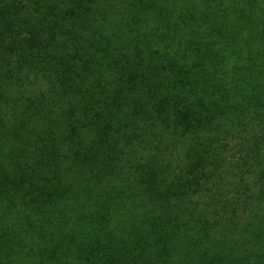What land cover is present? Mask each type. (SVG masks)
Segmentation results:
<instances>
[{
    "label": "trees",
    "instance_id": "trees-1",
    "mask_svg": "<svg viewBox=\"0 0 264 264\" xmlns=\"http://www.w3.org/2000/svg\"><path fill=\"white\" fill-rule=\"evenodd\" d=\"M0 264H264V0H0Z\"/></svg>",
    "mask_w": 264,
    "mask_h": 264
}]
</instances>
